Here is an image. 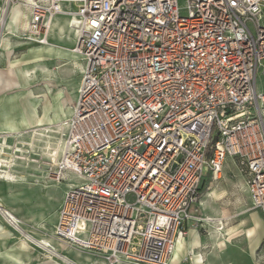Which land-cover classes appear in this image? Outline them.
Returning <instances> with one entry per match:
<instances>
[{"label":"built area","instance_id":"obj_1","mask_svg":"<svg viewBox=\"0 0 264 264\" xmlns=\"http://www.w3.org/2000/svg\"><path fill=\"white\" fill-rule=\"evenodd\" d=\"M184 1L28 3L26 40L48 44L53 18L67 15L84 61L50 173L70 185L53 237L107 264H170L186 225L202 220L203 180L227 158L264 218V0ZM0 213L50 259L81 264Z\"/></svg>","mask_w":264,"mask_h":264},{"label":"rangeland","instance_id":"obj_2","mask_svg":"<svg viewBox=\"0 0 264 264\" xmlns=\"http://www.w3.org/2000/svg\"><path fill=\"white\" fill-rule=\"evenodd\" d=\"M27 3L29 0H0V39H3L0 55L12 49L7 55L9 71L16 70L18 75L17 85L10 91L13 92L10 105L18 109L19 117L15 131L0 133V144H3L0 159L11 164L7 169L16 178L13 183L0 179V195L8 209L26 221L32 233L51 237L60 198L67 187L50 176L63 151L64 113L68 114L71 109L60 107L59 93L75 98L83 62L73 52L76 36L67 27L65 17L55 19L48 45L26 40L25 23L30 13ZM184 3L180 0L181 6ZM16 9L20 10L18 19ZM182 14H186L184 9ZM37 48L41 49L36 51ZM262 70L258 77L260 87H264ZM30 109L35 119L42 120L41 124L24 123L23 114L28 119ZM200 192L202 220L183 236V247L172 264H196L195 260L183 261L196 246L204 250L202 256H197L201 264H264L263 214L253 205L246 177L237 160L227 158L220 176L206 177ZM99 263L104 264L101 260Z\"/></svg>","mask_w":264,"mask_h":264},{"label":"crops","instance_id":"obj_3","mask_svg":"<svg viewBox=\"0 0 264 264\" xmlns=\"http://www.w3.org/2000/svg\"><path fill=\"white\" fill-rule=\"evenodd\" d=\"M58 17H65V19L67 20L66 21L67 27L73 33L74 31L69 26V16H67V15H64V14L56 15L52 20V25L56 24L55 19ZM29 19H30V13L28 15V22H29ZM28 22L26 24V29L28 28ZM48 41H49V36H48ZM2 44H3V39H0V49H1ZM11 50L12 49L6 50L2 54V56L0 55V133H11V132L15 131L18 128V123H19L18 109L17 108L12 109V107L10 105V103L12 102V98H13L12 97L13 92H10V91L16 87L17 75H18L16 70L13 71V74H12V72L9 71L10 59H8L7 55L12 53ZM12 62H13V56H12ZM82 62L83 63H82L81 68L83 70L84 61L82 60ZM262 69H264V65L260 68L259 73ZM259 73H258V77H259ZM81 80H82V78H81ZM12 81L14 82L13 83L14 85H11ZM6 84H9L10 86L8 87V86H6ZM79 87H80V84L78 86V89H79ZM257 88H258L259 92H264V87H260L258 85V79H257ZM78 89H77V94H76L74 99H72L70 96H67V95H65L66 99H63L65 97L62 96V94H61L60 95V98H61L60 107H62L63 109L68 107V109H69V107L71 106V103H73L77 99ZM65 102H67L66 107H65V104L63 105V103H65ZM25 104H26V102H25ZM32 112L33 111L30 109L28 119H26L27 117L25 116V114H23L22 118H23L24 123L33 125L36 122L37 124H41L42 120L40 122L38 120V118L35 119ZM64 115H65L64 120H66L71 115V109L69 110L68 114L64 113ZM8 183H10V182H8ZM56 183H59V184L65 183L67 185V187L64 190V192L60 198L58 209L56 211L55 226H56L57 221H58L60 206H61V204L64 200V197H65V194H66V192L70 186L68 180H64V181L56 182ZM0 204L2 205V207L4 209H6L5 206L7 205V203L5 202V200L3 199V197L1 195H0ZM7 207H8V205H7ZM12 211H14V210H12ZM21 220H22V222H24L23 219H21ZM196 222L197 221H190L186 225L187 233L190 231L191 227ZM24 224L26 226L25 222H24ZM27 229H28V227H27ZM37 237L51 242L54 246H56V248L58 250L66 253L71 258L77 260L81 264H100L99 260H101L104 264H107L106 261L102 257L97 256L95 253L88 251V250L82 251V250H76L74 248H71L68 245L62 244L61 242L55 240L53 235L51 237H45V236H42V237L37 236ZM181 239H183V237L179 238L177 248H178V245H179V242ZM38 250H40V249L33 247V246L29 245L27 242H25V240L20 236V234L18 232H16L9 225V223L6 221V218L4 217V215H2L0 213V264H56V261L54 259H49V257L46 256V254L42 250H40V251H38ZM176 251H177V249H176ZM36 252L41 253V258L38 261L34 260V256H35ZM192 252H194V260L196 261L195 263L201 264V262L197 259V256L198 255L202 256L204 253V250L201 247L196 246L195 248H193ZM189 253L190 252H188V254ZM187 255L184 256L183 261L187 257ZM172 263L173 262H170V264H172Z\"/></svg>","mask_w":264,"mask_h":264},{"label":"bare ground","instance_id":"obj_4","mask_svg":"<svg viewBox=\"0 0 264 264\" xmlns=\"http://www.w3.org/2000/svg\"><path fill=\"white\" fill-rule=\"evenodd\" d=\"M32 0H29V3L31 2ZM28 4V3H27ZM17 10V19H18V17H19V15H20V10L19 9H16ZM25 26H26V23H25ZM55 26V25H54ZM48 45V44H47ZM45 46V45H44ZM26 48H28V47H26ZM30 49L29 50H32V48L31 47H29ZM41 48H37L36 49V51H38V50H40ZM76 56H77V54H75ZM12 73H13V71H12ZM47 81H49V79H46ZM49 82H51V81H49ZM54 89H59V88H54ZM58 92V91H57ZM55 93V92H54ZM59 94H62L63 95V92L61 93H59ZM64 97H65V95H64ZM63 99H65V98H63ZM65 104V107L67 106V102H65V103H63V105ZM37 132V131H36ZM0 146H3V144L1 143L0 144ZM3 152H4V150H3ZM55 158V157H54ZM10 166H11V164H9L8 163V161L7 160H4V159H0V179H3V180H5V181H7V182H10V183H12V182H16V178H14V174H12L11 172H10V170H8L7 168H10ZM6 209V211L11 215V216H13V217H15V218H18L17 216H16V214L14 213V211H11L10 209H8V207H5ZM26 218V217H25ZM24 218V219H25ZM19 219V218H18ZM19 220H21V219H19ZM22 221V220H21ZM25 223H26V221H25ZM186 240V239H185ZM182 247H183V239H181L180 240V242H179V245H178V248H177V251H176V253L174 254V257H173V259H172V261L171 262H174V258H175V256L177 255V253L182 249ZM41 258V253L40 252H36V254H35V256H34V260L35 261H38L39 259ZM50 259V258H49ZM56 264H58L57 262H56Z\"/></svg>","mask_w":264,"mask_h":264},{"label":"water","instance_id":"obj_5","mask_svg":"<svg viewBox=\"0 0 264 264\" xmlns=\"http://www.w3.org/2000/svg\"><path fill=\"white\" fill-rule=\"evenodd\" d=\"M181 158V156L179 157V159ZM174 167H175V165H174Z\"/></svg>","mask_w":264,"mask_h":264}]
</instances>
